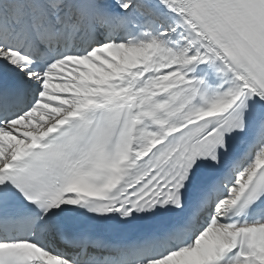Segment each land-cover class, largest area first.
Wrapping results in <instances>:
<instances>
[{
  "label": "snow or ice",
  "instance_id": "obj_1",
  "mask_svg": "<svg viewBox=\"0 0 264 264\" xmlns=\"http://www.w3.org/2000/svg\"><path fill=\"white\" fill-rule=\"evenodd\" d=\"M0 264H264V0H0Z\"/></svg>",
  "mask_w": 264,
  "mask_h": 264
}]
</instances>
